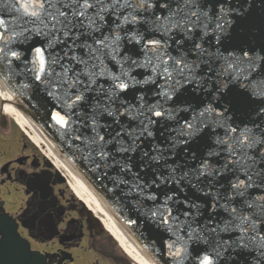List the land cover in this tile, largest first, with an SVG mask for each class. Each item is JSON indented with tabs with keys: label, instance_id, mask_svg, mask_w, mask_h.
I'll return each mask as SVG.
<instances>
[{
	"label": "water",
	"instance_id": "95a60500",
	"mask_svg": "<svg viewBox=\"0 0 264 264\" xmlns=\"http://www.w3.org/2000/svg\"><path fill=\"white\" fill-rule=\"evenodd\" d=\"M0 80L155 264H264V0H0Z\"/></svg>",
	"mask_w": 264,
	"mask_h": 264
},
{
	"label": "flooded vegetation",
	"instance_id": "af4514ba",
	"mask_svg": "<svg viewBox=\"0 0 264 264\" xmlns=\"http://www.w3.org/2000/svg\"><path fill=\"white\" fill-rule=\"evenodd\" d=\"M60 181L57 172L34 150L14 122L1 115L0 213L8 212V196L17 188L23 201L13 216L32 249L51 255L48 264H136L116 241L105 237L101 225L72 195L65 198L67 191L58 194V187L68 189ZM33 218L37 221L31 227Z\"/></svg>",
	"mask_w": 264,
	"mask_h": 264
},
{
	"label": "bare ground",
	"instance_id": "6f19581e",
	"mask_svg": "<svg viewBox=\"0 0 264 264\" xmlns=\"http://www.w3.org/2000/svg\"><path fill=\"white\" fill-rule=\"evenodd\" d=\"M2 85L3 82L0 80V106L2 108L0 116L6 115V117L15 119L17 125L23 129L37 147L43 150L46 149L47 158L50 160L49 164L53 163L55 168L61 172L58 177L68 182L74 195L98 219L94 218L93 221L105 228L107 233L119 244L125 254L134 259L136 264H155L152 260L148 259L146 253L136 243L132 242V238L127 235L118 221L113 219V217L115 218L114 214L99 199L96 193L90 189L87 182L75 168L62 159L57 147L55 148L54 144L13 105L15 97ZM17 129L19 130L20 128L18 127Z\"/></svg>",
	"mask_w": 264,
	"mask_h": 264
},
{
	"label": "rangeland",
	"instance_id": "374dc122",
	"mask_svg": "<svg viewBox=\"0 0 264 264\" xmlns=\"http://www.w3.org/2000/svg\"><path fill=\"white\" fill-rule=\"evenodd\" d=\"M44 152H45V150H44ZM45 154L47 155L46 152H45ZM56 190H57L59 195L60 194L62 195V193L64 194V191H67V193H66L67 196H65V198H70V196L73 194V192H72V190L70 188L66 189V187H64V186L58 187ZM65 198L63 197V199H65ZM22 201H23V195L19 192V190L17 188L14 187L12 192H11V194L8 196V202H9L8 212L10 214H14L18 210V208L21 205ZM104 232L106 234L105 237L112 239L111 236L106 231H104Z\"/></svg>",
	"mask_w": 264,
	"mask_h": 264
}]
</instances>
